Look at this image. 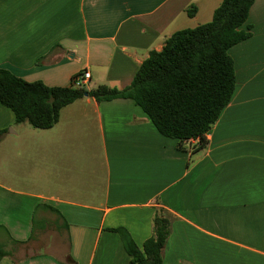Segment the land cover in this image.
Returning <instances> with one entry per match:
<instances>
[{"label":"crops","instance_id":"1","mask_svg":"<svg viewBox=\"0 0 264 264\" xmlns=\"http://www.w3.org/2000/svg\"><path fill=\"white\" fill-rule=\"evenodd\" d=\"M220 3L0 0V69L50 88L87 71V90H121ZM241 29L234 93L199 150L161 136L128 99L84 97L44 131L0 104V264H129L113 230L142 251L157 209L173 218L162 264H264V0Z\"/></svg>","mask_w":264,"mask_h":264},{"label":"trees","instance_id":"2","mask_svg":"<svg viewBox=\"0 0 264 264\" xmlns=\"http://www.w3.org/2000/svg\"><path fill=\"white\" fill-rule=\"evenodd\" d=\"M254 0H221L210 22L174 32L160 51H152L139 66L131 84L117 90L97 86L92 90L50 88L41 82H26L0 69V104L9 109L16 124L49 130L61 110L87 97L96 102L128 99L139 107L163 137L181 144L198 140L206 146V134L230 103L236 85L234 62L229 50L247 40L251 33L241 27ZM196 7L186 14L193 17ZM172 216L157 209L152 219V236L140 251L127 231L114 229L130 257L129 264H162ZM6 253L0 250V259Z\"/></svg>","mask_w":264,"mask_h":264},{"label":"built area","instance_id":"3","mask_svg":"<svg viewBox=\"0 0 264 264\" xmlns=\"http://www.w3.org/2000/svg\"><path fill=\"white\" fill-rule=\"evenodd\" d=\"M90 80V75L87 71H83L80 74L74 76L71 81V85L75 89H84L86 88ZM192 141V140H190Z\"/></svg>","mask_w":264,"mask_h":264},{"label":"rangeland","instance_id":"4","mask_svg":"<svg viewBox=\"0 0 264 264\" xmlns=\"http://www.w3.org/2000/svg\"><path fill=\"white\" fill-rule=\"evenodd\" d=\"M86 89V88H85ZM29 129L31 130V131H38L37 129H34V128H32L31 126L29 127Z\"/></svg>","mask_w":264,"mask_h":264},{"label":"water","instance_id":"5","mask_svg":"<svg viewBox=\"0 0 264 264\" xmlns=\"http://www.w3.org/2000/svg\"><path fill=\"white\" fill-rule=\"evenodd\" d=\"M85 97H87V94H85Z\"/></svg>","mask_w":264,"mask_h":264}]
</instances>
